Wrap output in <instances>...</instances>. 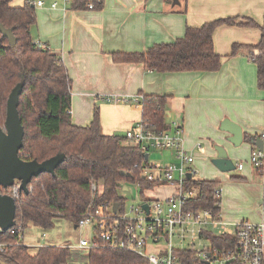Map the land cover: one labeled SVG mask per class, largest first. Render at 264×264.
<instances>
[{
    "label": "trees",
    "instance_id": "16d2710c",
    "mask_svg": "<svg viewBox=\"0 0 264 264\" xmlns=\"http://www.w3.org/2000/svg\"><path fill=\"white\" fill-rule=\"evenodd\" d=\"M12 0H0V24L11 28L16 39L14 45L0 33V127H4L6 102L11 90L23 83L19 95L18 113L24 130L23 146L19 156L23 160L42 162L58 153L65 155L54 175L41 173L28 184L27 194L19 193L16 201L15 226L21 231L29 226L43 230L53 227L56 218H64L75 226L89 205L100 203L121 204L118 194L123 182L140 183V193L153 189L154 183L142 180L139 166L143 155L138 148L127 142L122 135H106L102 132L97 109L88 126L71 123V81L61 59L49 47L37 48L33 30L36 26L35 8L28 3L13 7ZM84 1L73 3L72 10L84 8ZM220 26L259 28L260 40L255 45L234 44L230 56L240 50L259 54L253 63L257 68V86L264 90V22L260 26L250 19L239 17L218 18L200 27H187L184 36L172 43H158L143 52H115V63L141 64L154 73L171 72H216L221 66V57L214 51L212 35ZM141 117L157 131L168 129L167 98L145 96ZM255 136L244 135L250 143ZM120 172H125L123 176ZM103 182V193L92 201L90 183ZM195 195L188 207L206 209L220 214V201L213 190L220 182L193 178L185 183ZM0 193L7 189L0 188ZM11 230V229H10ZM9 231L0 232V259L7 264H147L131 252L96 248L78 251L70 247L44 245L33 252L22 244L21 238ZM201 236L210 245L232 247L229 234H213L203 231ZM190 251L181 256L187 258ZM195 263V262H192Z\"/></svg>",
    "mask_w": 264,
    "mask_h": 264
},
{
    "label": "crops",
    "instance_id": "0c3cea01",
    "mask_svg": "<svg viewBox=\"0 0 264 264\" xmlns=\"http://www.w3.org/2000/svg\"><path fill=\"white\" fill-rule=\"evenodd\" d=\"M28 1L35 0H12L11 5L21 7ZM35 14L34 41L44 43L59 56L70 78L73 125L88 126L97 109L102 132L123 136L139 119L140 111L130 105L103 103L99 96H165L167 125L172 121L182 124L184 148L195 150V143L201 142L202 150L195 156L203 161L201 172L209 177L198 179L218 182L221 175L207 170L209 159L216 156L214 146H223L229 157L238 154L236 150L250 153L254 145L245 141L244 135L258 139L264 132V90L257 86L256 65L245 50L230 56L234 44H257L259 28L220 26L214 30V51L221 57L216 72L154 73L141 64L112 60L115 52H143L153 44L172 43L184 36L187 27H200L218 18L250 19L261 26L264 0H103L93 11L35 7ZM224 119L242 130L243 140L236 147L226 141L229 134L220 130ZM156 154L173 161L171 152ZM238 172H244L242 179L254 180L251 190L260 202V220L263 184L248 165ZM158 189V196L173 191L168 185ZM51 241L46 245H56ZM77 244L70 248L83 251Z\"/></svg>",
    "mask_w": 264,
    "mask_h": 264
},
{
    "label": "built area",
    "instance_id": "2783aa9c",
    "mask_svg": "<svg viewBox=\"0 0 264 264\" xmlns=\"http://www.w3.org/2000/svg\"><path fill=\"white\" fill-rule=\"evenodd\" d=\"M80 0H35L27 3L34 8L47 7L68 11L73 3ZM103 0H85L84 10H96ZM37 48H44L45 44L34 41ZM259 52L252 51L248 57L254 61ZM97 99L106 104L130 105L140 111L139 119L131 128L123 134L127 142L131 143L143 155L139 166L140 178L155 184L153 189H144L140 193V183L123 182L118 194L125 202V195L140 199V203L130 206L129 210L118 204L116 212H113V204L103 202L97 206L93 203L78 220L76 227L88 228L91 231V238H81L76 248L90 250L106 248L131 252L142 257L147 264H264V201L262 202L261 218L256 222L241 221L232 223L233 232L229 234L233 239L232 247H217L210 243L197 251L175 246V242L182 241L189 232L196 229L199 237L206 231V224L213 226H224L225 222L220 221V215H214L206 209H191L188 203L193 199L195 192L186 187L187 174L191 179L195 171L191 168L194 163L195 154L187 151L183 144V126L178 121L170 122L167 130L157 131L153 125L141 117L142 102L144 95H103ZM70 113V111H69ZM262 148L253 146L249 153L247 165L255 172L264 187V132L259 137ZM195 150L200 152L202 146L198 142ZM152 152L163 155L171 152L173 161L165 163L150 161ZM147 155V159H144ZM241 161L236 163L235 169L242 171L244 165ZM171 186L173 191L158 196L150 193L152 190L162 186ZM19 182L7 189V194L15 202L19 194ZM103 182L92 181L90 193L92 201L103 193ZM223 190L219 186L213 190V196L220 201ZM146 199L141 201V199ZM147 204L148 210L142 208ZM12 235L21 238L20 226L11 228ZM227 234V233H223ZM190 251L191 255L183 258L181 255ZM195 262V263H192Z\"/></svg>",
    "mask_w": 264,
    "mask_h": 264
},
{
    "label": "rangeland",
    "instance_id": "374dc122",
    "mask_svg": "<svg viewBox=\"0 0 264 264\" xmlns=\"http://www.w3.org/2000/svg\"><path fill=\"white\" fill-rule=\"evenodd\" d=\"M32 33L34 37L35 33ZM197 143L198 142H196L195 145ZM186 150L189 152L192 151V153L195 155L198 152L197 150ZM236 151L238 154L235 155L234 153V155L232 154L229 157L233 164L238 163V161H242V163H244V161H248L249 152L243 151L241 154H239V150ZM212 159L213 158L209 159L210 165L207 166V170L213 174L217 173L221 175L220 186L222 187L223 193L220 198V214H222V216H220V221L225 222L226 225L213 226L211 224H206L205 229L206 231L217 235L223 233L231 234L233 232V227L231 226L232 223H238L241 221L256 222L258 220L260 202L256 198L257 195L255 194V191L251 190V187L255 186L253 178L249 177L247 180H244L241 178L244 176V172H238L235 169L222 173L211 164ZM149 160L154 162H158L160 160L161 163L167 162L166 159L162 160L155 152L150 154ZM202 162V160H197L195 156L194 163L191 165V168L196 172L194 176L195 178L206 179V177H209L206 175V172H201L203 167ZM244 166L245 168L247 167L246 164ZM157 190L159 189H156V191H151L153 192V195L158 194ZM143 200L146 199L142 198L141 201ZM139 203L140 199L131 197L129 193H126L124 202L126 210H129L130 206L137 205ZM21 234L22 244L29 247L32 252L37 247L46 245L49 240H54L51 242H54L56 246L73 247L79 242L80 238H91V231L87 227L75 228L71 221H68L64 218H56L53 227L49 230H43L37 226H29L23 229ZM208 244L209 242L207 239L198 236L196 229H194L193 232H189L187 237H185V239L181 242L178 240L175 242V246L179 248L194 249L197 251L201 250Z\"/></svg>",
    "mask_w": 264,
    "mask_h": 264
},
{
    "label": "water",
    "instance_id": "95a60500",
    "mask_svg": "<svg viewBox=\"0 0 264 264\" xmlns=\"http://www.w3.org/2000/svg\"><path fill=\"white\" fill-rule=\"evenodd\" d=\"M0 33L2 37L8 40L9 45L16 43L11 28H5L0 24ZM22 87L23 83L20 82L11 90L6 102L4 127H0V188L8 189L16 180L19 182V193L27 194L29 192L28 184L32 178L37 177L41 173L54 175L56 167L64 161L65 155L58 153L42 162L20 158L19 151L23 146L24 130L17 108ZM220 130L229 134L226 141L235 147L243 140L241 128L228 119H224L221 122ZM253 145L261 149L263 142L258 138L253 141ZM214 151L216 156L211 160V163L216 169L223 173L235 169L223 146L215 145ZM144 159H147V155H144ZM120 174L126 175L125 172H120ZM187 179H191L189 173L187 174ZM117 208L118 203L113 204V212H116ZM142 208L147 211V204H143ZM15 210V200L7 193H0V232H7L15 226ZM0 264L7 263L0 259Z\"/></svg>",
    "mask_w": 264,
    "mask_h": 264
}]
</instances>
